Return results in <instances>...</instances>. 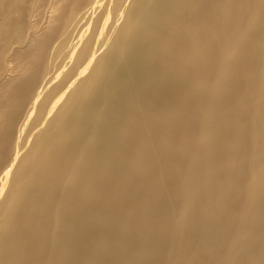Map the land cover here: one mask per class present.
Instances as JSON below:
<instances>
[{"label":"bare ground","instance_id":"1","mask_svg":"<svg viewBox=\"0 0 264 264\" xmlns=\"http://www.w3.org/2000/svg\"><path fill=\"white\" fill-rule=\"evenodd\" d=\"M0 264H264V0H0Z\"/></svg>","mask_w":264,"mask_h":264}]
</instances>
